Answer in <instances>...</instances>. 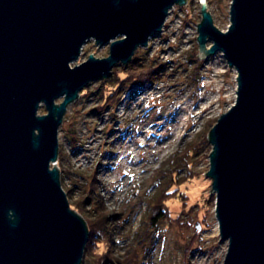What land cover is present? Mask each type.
I'll return each instance as SVG.
<instances>
[{
    "label": "water",
    "instance_id": "95a60500",
    "mask_svg": "<svg viewBox=\"0 0 264 264\" xmlns=\"http://www.w3.org/2000/svg\"><path fill=\"white\" fill-rule=\"evenodd\" d=\"M200 1L199 58L222 52L237 73L236 101L208 134L205 173L228 242L223 264H264V0H232L226 31ZM187 4L0 0V264L83 263L88 225L72 208L58 166L67 108L146 48L175 5ZM91 39L109 54L91 53L72 68Z\"/></svg>",
    "mask_w": 264,
    "mask_h": 264
},
{
    "label": "rangeland",
    "instance_id": "374dc122",
    "mask_svg": "<svg viewBox=\"0 0 264 264\" xmlns=\"http://www.w3.org/2000/svg\"><path fill=\"white\" fill-rule=\"evenodd\" d=\"M190 1V7L188 2L170 11V20L165 22L169 27L165 24L158 34L163 39L158 54L148 46L137 50L168 66L166 75L155 80L158 88L149 97L138 101L133 97L124 108L121 95L109 107L99 109L101 99L95 91L101 80H96L82 91L88 95L68 106L61 125L65 132L59 131L63 170L70 171L69 176L63 174L64 183L74 188L71 200L87 195L96 176L97 197L104 209L111 215L125 207L128 211L118 222L123 227L114 230V254L123 259L139 247V264H223L228 249L220 236L216 195L210 194L212 180L205 173L212 149L208 134L236 101L237 73L219 52L201 59L206 60L201 81L192 83L195 64L190 54L197 51L199 55L197 25L202 16L201 1ZM231 1L206 0L214 24L224 31L230 23ZM91 53L105 57L109 46L99 48L89 40L71 67L86 61ZM161 53L174 61H163L166 56ZM178 55L187 56L185 63L177 60ZM39 112H46L44 106ZM72 131L76 145L70 139ZM85 157L90 159L88 166L77 168L74 161ZM160 200H165L161 208L166 206L167 217L158 222L155 209Z\"/></svg>",
    "mask_w": 264,
    "mask_h": 264
},
{
    "label": "trees",
    "instance_id": "16d2710c",
    "mask_svg": "<svg viewBox=\"0 0 264 264\" xmlns=\"http://www.w3.org/2000/svg\"><path fill=\"white\" fill-rule=\"evenodd\" d=\"M188 2L190 3L188 4L190 7L191 1L188 0ZM141 52L142 50L139 52L137 51L132 60L127 65H116L113 68L110 77L107 79H102L98 82L95 94L101 99L102 104H99V109L107 108L119 100L120 96L126 89H129L134 85L142 84L146 81L158 80L166 75L168 66L164 62L152 60L151 58H148V55L145 53L139 54ZM190 55V60L195 64L191 81L192 83L198 85L201 81V69L203 68L206 60L199 59L197 51L195 53H191ZM86 94L87 93L85 92H81V96ZM70 127L71 126L69 125L68 132L71 131ZM60 131L65 132L64 127H61ZM71 136L72 137H70V139L72 140L73 145H76V133L72 131ZM204 142H206V140ZM63 161L64 155L63 149L61 147L58 163L60 166L63 186L71 201L72 208L84 217L89 229V240L85 249V255L82 264H139V251H142L139 247H133L131 250H129L128 256L123 259L117 258L114 254V232L119 231V228L123 227V225L121 226L118 222L119 220L126 217L128 212L127 207H125V209L123 208L124 211H119L117 214L111 215L108 213L104 209L99 197H97L96 176L91 183L90 192L87 195H84V197H81L77 201L73 202L71 198L74 193V188L67 187L63 178V174L66 173V175L69 176L70 171H65V169L63 170ZM160 202L161 203L156 205L155 209L156 216H158L156 220L158 222L167 217L164 210L166 209V206L164 209L161 208L163 207L165 200H160ZM156 216H154L153 219H155ZM139 240L142 241L144 239L139 238ZM141 248L143 247L141 246Z\"/></svg>",
    "mask_w": 264,
    "mask_h": 264
},
{
    "label": "built area",
    "instance_id": "2783aa9c",
    "mask_svg": "<svg viewBox=\"0 0 264 264\" xmlns=\"http://www.w3.org/2000/svg\"><path fill=\"white\" fill-rule=\"evenodd\" d=\"M170 14H171V12H170ZM167 19L170 20L169 18H167ZM179 19L182 20V15L180 16ZM165 26L169 27V24L167 23ZM161 37H162V35H160V36L158 35L156 37H153V39H152L153 41L152 40L149 41V44H148L147 48H148V50L150 52L153 51L154 53H156L157 49L160 48L159 45L162 44V40H163V39H161ZM170 40L171 39H169V38L166 39L168 44L170 43ZM144 49H146V48H144ZM178 52L181 53V49ZM158 53H156V54H158ZM153 56L154 55L152 53L150 55V57H153ZM160 56L162 57V56H166V55H164V53H161ZM162 59H163V61H174V59L169 60L170 59V55H168V56H166L164 58L162 57ZM186 59H187V56L186 57L179 56L177 60H180L182 63H185ZM157 88H158L157 81H154V83H152V82H144L142 84L134 85L133 87H130L128 90H126L124 94H122L121 98H122L123 101L121 100L122 103L120 102L121 103L120 105H121V107L128 108L129 105H130L131 99L133 97H135V99L137 101L143 96H145V99H146L147 97H149L151 95V91L153 89H157ZM94 142H96V141H94ZM86 163H90V159L87 158V157H85V159H79V160H75L74 161V164L79 169H84V167L88 166V165H86Z\"/></svg>",
    "mask_w": 264,
    "mask_h": 264
}]
</instances>
